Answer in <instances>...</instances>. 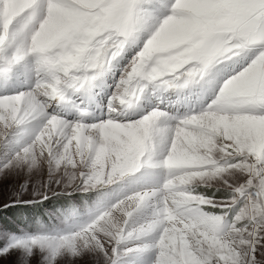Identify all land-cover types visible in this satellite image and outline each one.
Here are the masks:
<instances>
[{"label": "rangeland", "instance_id": "1", "mask_svg": "<svg viewBox=\"0 0 264 264\" xmlns=\"http://www.w3.org/2000/svg\"><path fill=\"white\" fill-rule=\"evenodd\" d=\"M127 1L56 0L46 13L42 9L41 25L27 31L14 27L11 18L20 12L25 17L27 8H40L45 0H1L0 63L19 59L9 51L12 45L41 49L71 37L73 52L64 64L80 68L93 60L98 41L105 38L91 71L90 88L114 62L127 38L145 43L139 40L137 27L152 33L154 40L140 45L136 58L133 55L121 72L119 86L154 49L189 44L190 60L196 57L204 64V59L210 61L233 47L237 50L232 54L238 49L253 52L250 45L264 46V0H177L178 16L155 23L146 5L125 7ZM92 38L94 44L88 46ZM185 52L166 63L178 62ZM82 56L86 64H81ZM248 58L249 52L240 68ZM251 60L247 69L224 84L221 100L215 92L218 82L196 91L211 95L209 100L217 97L185 127L168 126L165 135L150 132L161 130L160 120H166L154 113L131 123L106 121L104 127L59 125L41 142L44 125L53 116L44 112L31 92L11 96L29 98L34 111L27 112L28 118L13 120L0 134V264H264V48ZM209 66L204 64V69ZM170 68L160 66L154 75L173 72ZM139 120L147 130L139 129L135 135L131 126ZM210 121L221 130L216 132ZM28 124L35 135L26 140L20 134ZM186 132L191 137L183 140L194 147L188 159L178 157L174 164L188 170L179 175L171 192L157 190L159 199L149 207L131 211L127 204L118 207L140 193L156 191L155 185L136 184L133 178L148 163L151 151L163 154L161 162L167 164L168 150ZM121 148L118 158L92 170L96 158L104 160ZM124 182L130 187L127 192ZM177 185H182V192L175 189ZM111 188L119 197H112L109 206H99L108 211L97 213L98 202ZM153 222L159 228L148 230ZM170 227L173 236L165 237Z\"/></svg>", "mask_w": 264, "mask_h": 264}, {"label": "bare ground", "instance_id": "2", "mask_svg": "<svg viewBox=\"0 0 264 264\" xmlns=\"http://www.w3.org/2000/svg\"><path fill=\"white\" fill-rule=\"evenodd\" d=\"M152 18V17H151ZM167 37V36H166ZM28 94H31V93H28ZM20 95H22V94H20ZM28 97H29V95H28ZM31 97V96H30ZM5 99V98H4ZM4 99H0V134L2 133V128L3 127H6L9 123H11L13 120L14 121H16V118L17 119H23V118H26L27 116H28V114L30 113V111L32 112V110L34 109H32L31 110V108H32V103H31V101H30V99L29 98H26V97H24V96H18V97H15V98H9V99H7L6 98V100H4ZM2 102H8V103H10L9 105H3V103ZM7 103V104H8ZM39 104V103H38ZM34 111V110H33ZM27 112H29L28 114H27ZM44 112H45V108H44ZM27 115V116H26ZM28 118V117H27ZM41 118V117H40ZM210 118V117H209ZM209 118H206V119H209ZM48 119H50L49 120V122H48V124L47 125H44L45 126V128H43V130L45 129V131H44V133L40 136V140L39 141H41V142H43V140H44V138H46V137H49V136H51V134H53V133H55V130L57 129L56 128V126L58 127L59 125H63L65 128L66 127H73L74 129H75V127H79V126H81V125H75V126H70V125H73V124H71L70 122H67L65 119H61V118H56V117H50V118H48ZM210 119H212V118H210ZM141 121V122H140ZM220 121V120H219ZM104 122V121H103ZM139 122H140V124H133L132 126H131V132L133 133H135V135H138V132H140L141 130H144V131H146L147 130V127H145V125H144V121L143 120H139ZM211 122V127L217 132H219L220 130H221V126L219 125L218 126V124L217 125H215L214 124V122L213 121H210ZM224 122V121H223ZM101 123V122H100ZM107 124H109V122H106V123H101V124H94V125H91V126H103V125H107ZM62 126V127H63ZM224 126V125H223ZM63 127V128H64ZM89 128L90 127V125L88 126H85V125H82V128ZM104 127V126H103ZM119 127V126H118ZM128 127V126H127ZM230 128H232L233 127V125L231 124V126H229ZM228 126H227V128H229ZM60 128V127H59ZM129 128V127H128ZM143 128V129H142ZM149 128V127H148ZM139 129H141V130H139ZM66 130V129H65ZM148 130H150V128L148 129ZM135 131H138V132H135ZM169 130H167V128H161V130L159 129V130H156V132L154 131H151L150 130V132H152V133H156V134H160V135H162V134H164L165 135V133H167ZM57 132H59V131H57ZM56 132V133H57ZM62 132V131H61ZM235 132V131H234ZM143 133V132H142ZM223 133V132H222ZM140 134V133H139ZM158 135H156V136H158ZM183 137H185V140L187 141V139H190V134L188 133L187 134V132L186 133H183V135L182 136H179L178 137V139H181L182 138V140H181V142L179 143V144H177L176 146H174V147H171L170 148V151L168 150V152H169V155H168V157H167V164L169 165L170 164V166L171 165H173V166H176V165H174V164H177L178 163V157H180V158H182V156H183V159H184V161L186 160V159H188L189 157H190V155H192L191 154V150L193 149H190L191 147H194L193 146V144L191 143V141L189 140L188 142H186V141H184L183 140ZM194 137V136H193ZM161 138L164 140V138L165 137H163V136H161ZM39 139V138H38ZM157 140V139H156ZM159 141H161V140H159ZM40 142V143H41ZM166 142V141H165ZM160 143V142H159ZM126 146V145H125ZM124 148V147H123ZM28 152V151H27ZM121 152H122V148L121 149H119V150H116L115 152H112L111 153V155H110V157H108V156H105V158H104V160L102 159V158H96V161H97V163L96 164H94L93 165V169L92 170H95V168H97L98 166H100V165H104V166H106L108 163H109V161L111 160V159H116V158H118V156L121 154ZM125 152V151H124ZM26 153V152H25ZM60 156L61 157H63L64 155L61 153L60 154ZM169 157H170V159H169ZM104 162V163H103ZM169 162H171V163H169ZM163 163H161V165H162ZM97 166V167H96ZM91 170V171H92ZM153 191V190H152ZM158 192H157V190L156 191H154V192H151V191H148V192H143V193H140V194H138V195H136V196H133L132 197V199H129V200H125L122 204H119L118 205V207L119 206H125L126 204L127 205H129L128 206V208L130 209L129 211H131L133 208H140L141 206L142 207H149L150 205H152V204H154V203H156V200H158L159 199V196H158ZM155 205V204H154ZM117 209V207L114 209V210H116ZM109 214H111V213H109ZM155 222V221H154ZM153 222V224L152 225H150V226H148V230H151V229H154V228H156V227H158L157 226V223H154ZM165 227V226H164ZM159 228V227H158ZM162 228V227H161ZM173 229H174V227H170V228H168V229H166L167 230V232L165 233L166 234V236L165 237H167L168 235H170V236H173V233H172V231H173ZM154 232V231H153ZM171 238V237H170ZM68 241V240H67ZM47 242V241H46ZM218 242H220V241H218ZM175 243H176V245H177V238L175 239ZM177 248V250L179 249V247H176Z\"/></svg>", "mask_w": 264, "mask_h": 264}]
</instances>
